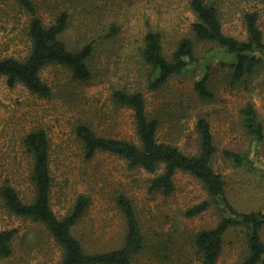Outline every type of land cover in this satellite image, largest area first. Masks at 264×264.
<instances>
[{
    "label": "rangeland",
    "instance_id": "374dc122",
    "mask_svg": "<svg viewBox=\"0 0 264 264\" xmlns=\"http://www.w3.org/2000/svg\"><path fill=\"white\" fill-rule=\"evenodd\" d=\"M35 1L41 6L46 23L64 9L71 13L69 28L62 35L70 48L76 49L92 38L101 42L96 55L100 72L90 83H79L62 66L46 67L42 78L53 91L49 98L31 93L22 84L10 87L6 77L0 76V187L8 183L22 198L32 199V158L23 138L34 128H44L51 144L54 212L63 216L80 193L91 197L85 215L74 228L88 251H107L123 244L125 220L116 199L124 193L132 199L151 245L138 256L136 264H201L186 241L219 221L215 206L196 217L185 215L186 210L208 198L202 183L188 172L178 171L171 195L151 193L148 185L154 174L142 168L130 169L125 159L107 152L86 158L75 127L86 122L99 135L138 142L132 111L112 98L113 88L136 90L145 96L150 115L160 114L159 140L176 145L187 154H198L196 125L204 116L218 148L213 166L225 179L231 201L242 211H264V141L250 139L240 113L251 102L264 124V70L232 85L229 68L221 66L227 59L225 53L193 36L191 25L196 16L189 0ZM221 8L226 34L246 38L244 11L258 10L264 30V0H222ZM147 19L164 32L167 54L181 38L194 39L200 63L198 74L175 76L155 91L148 88L150 68L137 51ZM24 21L25 16L14 2H0V57L23 58L28 54L30 41ZM110 24H116L120 32L116 41L102 42L101 34ZM204 64L210 66V86L215 93L209 101L200 100L192 90L195 78L204 72ZM224 150L248 152L254 166H236L225 157ZM11 228L18 229L13 254L2 264H52L62 258L61 248L43 226L10 213L0 197V230ZM165 240L170 241L169 248ZM184 244L186 249L180 247ZM246 253L245 233L234 228L225 236L218 264L237 263Z\"/></svg>",
    "mask_w": 264,
    "mask_h": 264
},
{
    "label": "trees",
    "instance_id": "16d2710c",
    "mask_svg": "<svg viewBox=\"0 0 264 264\" xmlns=\"http://www.w3.org/2000/svg\"><path fill=\"white\" fill-rule=\"evenodd\" d=\"M8 0H0L6 2ZM14 2L21 15L25 16L24 27L30 41L29 52L23 58L0 57V76L7 79L10 87L22 84L31 93L49 98L53 91L42 78L43 70L51 65L67 69L79 83H90L99 74L96 66L97 51L101 42L92 38L82 46L72 49L62 38L69 28L71 13L64 9L49 23L45 22L41 6L35 0H9ZM75 3L82 0H65ZM89 1V0H86ZM196 16L191 32L196 40L213 45V49L225 53L227 59L221 62L230 70V83H241L259 70H264V30L258 10L244 11L242 21L247 36L240 39L225 33L223 28L222 0H189L187 2ZM147 29L140 37L137 48L142 61L150 68L148 88L151 91L164 87L175 76L197 73L200 65L196 55V42L190 36L179 40L170 54L165 52L164 32L158 25L146 20ZM120 29L116 24L104 28L102 42L116 41ZM194 67V68H192ZM204 72L195 78L192 90L203 101L215 98L210 86V66L203 65ZM198 74V73H197ZM112 98L118 105L132 111L138 142L99 135L86 122L75 127L86 158H93L98 152H107L123 158L130 169L142 168L155 176L148 185L151 193L169 196L175 191V173L185 171L197 178L205 188L208 198L185 211L188 217H196L215 206L219 221L213 227L202 228L186 241L198 256L201 264H218L226 234L236 228L245 233L246 255L234 264H264V211H242L231 201L223 176L215 170L213 160L218 152L211 125L204 116L197 121L200 141L198 154H187L176 145L161 141L158 132L161 117L149 113L146 98L142 92L126 88H113ZM243 126L250 139L257 143L264 141V124L255 106L248 102L240 110ZM23 145L32 158L30 180L34 188L31 200H25L12 185L0 187V197L12 214L32 220L43 226L62 250V258L52 264H136L138 256L149 247L150 240L143 230L132 199L121 193L117 205L125 220L123 244L107 251L90 252L84 242L74 233L82 220L91 197L80 193L63 216L52 208L54 175L51 168V144L44 128H34L23 138ZM224 155L236 166H254L248 152L224 150ZM17 228L0 230V264L13 254V241ZM170 239V238H168ZM166 248L170 241L165 240ZM184 244L185 249L187 248ZM151 247V245H150ZM169 248V247H168ZM187 254V252H185Z\"/></svg>",
    "mask_w": 264,
    "mask_h": 264
}]
</instances>
